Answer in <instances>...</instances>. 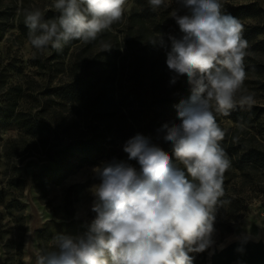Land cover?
Masks as SVG:
<instances>
[{
    "label": "rangeland",
    "instance_id": "374dc122",
    "mask_svg": "<svg viewBox=\"0 0 264 264\" xmlns=\"http://www.w3.org/2000/svg\"><path fill=\"white\" fill-rule=\"evenodd\" d=\"M52 2L0 0V105H10L48 130L34 137L15 118L0 126V264H28L32 258L27 242L47 248L58 233H81L94 216L90 186L98 181L91 169L113 158L138 167L123 151L136 134L171 153L163 125L179 121L168 103L179 104L189 96L187 77L171 83L166 64L168 35H180L170 17L176 0L155 12L148 0H127L123 19L96 41L66 44L59 53L51 47L40 52L20 33L17 14L21 5L44 10ZM232 2L256 3L264 12V0ZM57 15L46 11L45 18ZM160 34L167 47L151 43ZM105 45L119 49L116 58ZM254 59L260 72L247 74L244 87L255 95L258 117L240 135L254 136L264 148V53ZM217 123L225 131L235 129L220 115ZM98 133L106 136L100 152L71 157L61 152L70 142ZM224 188L222 199L228 203L216 214L213 243L256 234L264 238V169L231 161ZM211 249L193 254V264H207Z\"/></svg>",
    "mask_w": 264,
    "mask_h": 264
},
{
    "label": "clouds",
    "instance_id": "9594fccd",
    "mask_svg": "<svg viewBox=\"0 0 264 264\" xmlns=\"http://www.w3.org/2000/svg\"><path fill=\"white\" fill-rule=\"evenodd\" d=\"M148 3L154 12L169 7L168 0ZM176 3L170 17L180 35H168L166 64L171 83L187 77L190 95L175 106L179 123L163 125L171 153L136 134L123 151L138 167L115 158L94 166L93 218L75 236L56 234L51 247L27 242L32 264H193V254L212 246L216 214L228 203L222 198L231 166L217 116L256 104L244 87L248 42L243 25L222 10L221 0ZM126 4L53 0L44 10L32 5L23 9L30 46L59 53L72 40L96 41L123 19ZM46 11L58 15L46 19ZM168 42L161 34L151 41L161 47Z\"/></svg>",
    "mask_w": 264,
    "mask_h": 264
},
{
    "label": "trees",
    "instance_id": "16d2710c",
    "mask_svg": "<svg viewBox=\"0 0 264 264\" xmlns=\"http://www.w3.org/2000/svg\"><path fill=\"white\" fill-rule=\"evenodd\" d=\"M235 0H221L222 10L236 17L243 25V38L248 42V55L245 58V70L246 73H259L260 64L254 59L257 54L264 53V39H260L259 36L264 34V12L259 8L256 3H238L232 2ZM13 8L12 14L15 13ZM23 9L25 7L21 5L17 18L19 20L18 29L20 33L28 38V28L24 24ZM248 21H250L248 23ZM10 24H3L5 28ZM4 29V28H3ZM2 29L0 28V39L2 37ZM107 32V31H105ZM100 34L98 37L102 36ZM79 40H72L67 45H73ZM115 43L116 39H115ZM113 54V58H116L119 49L110 48ZM187 93L190 95V86L187 87ZM189 97V96H188ZM177 102L168 103V106L176 111ZM258 117V109L256 106L250 109L237 108L233 110L229 116H222L224 119L231 120L235 124V129L232 131H225L226 135L221 142L222 147L225 149L230 161H238L242 166H253L258 169H264V148L257 145L254 136L246 139L240 135V130L243 126L253 122ZM13 118L20 121L24 131L34 137H42L47 133V128L30 118H26L22 113H18L10 105H0V126H5ZM106 142V136L102 133L93 134L87 138H79L73 142H70L62 148L61 152L66 157L75 155H89L92 153H98L102 150L103 144ZM241 169H243L241 167ZM2 239L1 227H0V243Z\"/></svg>",
    "mask_w": 264,
    "mask_h": 264
},
{
    "label": "water",
    "instance_id": "95a60500",
    "mask_svg": "<svg viewBox=\"0 0 264 264\" xmlns=\"http://www.w3.org/2000/svg\"><path fill=\"white\" fill-rule=\"evenodd\" d=\"M264 264V238L241 236L218 246L212 244L207 264ZM32 264V259L28 261Z\"/></svg>",
    "mask_w": 264,
    "mask_h": 264
},
{
    "label": "bare ground",
    "instance_id": "6f19581e",
    "mask_svg": "<svg viewBox=\"0 0 264 264\" xmlns=\"http://www.w3.org/2000/svg\"><path fill=\"white\" fill-rule=\"evenodd\" d=\"M40 218H41V217H40ZM255 237H256V238L258 237L257 234L255 235ZM218 246L220 247V246H222V245H218Z\"/></svg>",
    "mask_w": 264,
    "mask_h": 264
}]
</instances>
